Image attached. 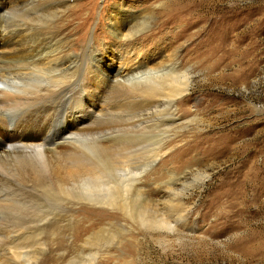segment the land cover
Instances as JSON below:
<instances>
[{"label":"rangeland","instance_id":"374dc122","mask_svg":"<svg viewBox=\"0 0 264 264\" xmlns=\"http://www.w3.org/2000/svg\"><path fill=\"white\" fill-rule=\"evenodd\" d=\"M3 7L0 28L28 33L24 47L61 50L62 58L72 53L75 79L88 61L89 39L113 68L152 56L153 70L185 71L190 82L178 117L186 123L168 131L175 135L170 144L154 146L169 150L142 176L189 171L185 184L208 176L201 190L186 185V212L171 204L168 213L153 215L171 227L103 226L82 243L83 233L99 226L73 225L76 240L53 239L38 264H264V0H14ZM119 7L133 19L122 33L128 40L109 29ZM14 65L3 69L15 78ZM115 94L103 101L122 100ZM23 128L26 136L41 132ZM0 136L12 138L1 130ZM9 216L2 214L0 228L12 224Z\"/></svg>","mask_w":264,"mask_h":264},{"label":"bare ground","instance_id":"6f19581e","mask_svg":"<svg viewBox=\"0 0 264 264\" xmlns=\"http://www.w3.org/2000/svg\"><path fill=\"white\" fill-rule=\"evenodd\" d=\"M13 1L0 0V11ZM125 14L113 8L108 22L112 34L128 40L131 35L122 33L133 19ZM26 34L0 28V108L8 113H0V130L12 135L0 136V217L7 213L12 222L0 228V264H16L12 257L38 264L53 239L76 240L73 225L99 226L84 232L82 243L101 235L103 226L171 227L153 215L171 204L186 212L189 189L201 190L208 176L185 184L189 171H165L157 180L145 178L151 171L142 174L169 150L154 146L170 144L175 135L168 131L186 123L178 112L189 76L149 68L152 56L113 68L89 39L83 49L88 61L75 79L72 53L62 58L61 50L24 47ZM11 63L20 76L3 69ZM113 92L122 100L104 102ZM25 125L33 135L40 129L38 137L26 136Z\"/></svg>","mask_w":264,"mask_h":264}]
</instances>
